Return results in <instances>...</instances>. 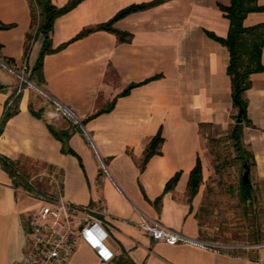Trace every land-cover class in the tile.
<instances>
[{
	"label": "crops",
	"instance_id": "crops-1",
	"mask_svg": "<svg viewBox=\"0 0 264 264\" xmlns=\"http://www.w3.org/2000/svg\"><path fill=\"white\" fill-rule=\"evenodd\" d=\"M68 0H53L63 5ZM150 0H81L59 15L51 32L55 51L46 53L39 84L29 75L43 43L40 34L25 55L30 29L29 0H0V118L12 97L18 111L0 133V155L31 175L51 172L73 202L104 210L114 256L104 259L81 240L68 264H264V238L245 251L189 242L168 243L143 230L147 214L202 239L197 215L205 193L209 157L203 146L204 125L228 133L236 123L230 52L217 36H226L230 19L221 5L231 0H163L119 18L114 26L129 34L121 40L111 30L85 27L107 21L120 9ZM264 5V0H257ZM264 22V9L248 12L244 24ZM3 56L13 57L10 63ZM261 60L264 64V45ZM24 66V69H23ZM24 76V77H23ZM26 81L27 84H24ZM132 82L127 94L118 95ZM45 96L34 98L32 87ZM112 108L88 118L101 108ZM243 120V146L250 152L253 203L264 204V68L251 74ZM67 105L77 120L56 105ZM85 120V121H84ZM84 121V122H83ZM68 130L65 146L51 129ZM161 131V152L143 163L151 139ZM200 158L202 181L196 193L188 186ZM179 173L173 186L168 180ZM17 174V173H16ZM0 159V264H19L26 253V222L39 200L24 180ZM41 185L51 186L46 175ZM263 202V203H262ZM259 206V205H258ZM260 207V206H259Z\"/></svg>",
	"mask_w": 264,
	"mask_h": 264
},
{
	"label": "trees",
	"instance_id": "trees-1",
	"mask_svg": "<svg viewBox=\"0 0 264 264\" xmlns=\"http://www.w3.org/2000/svg\"><path fill=\"white\" fill-rule=\"evenodd\" d=\"M81 0H68L63 5H57L53 0H29L31 8V22L30 29L26 32L25 37V55H28L33 40L36 39L40 34L43 35V43L41 50L39 52L37 61L32 68L29 75L30 79H35L37 83H41L43 80L42 65L46 53L55 51L56 49L64 46L63 43L58 47H53L51 32L53 30L55 19L72 9ZM163 0H150L146 2L133 3L130 4L119 11H117L110 19L104 22H100L95 26L85 27L80 32H78L74 38L81 37L96 29H107L116 32L121 40L128 38L129 34L125 31L119 30L114 26V23L126 14L136 11L139 9L147 8ZM226 16L230 19L228 34L224 37L217 36L216 38L226 45L230 52V59L227 66V71L231 76L232 89H233V99L235 105L238 107L240 104L244 107L243 118L246 120V110H247V99L244 97V92L251 85V74L255 71H260L264 68V64L261 60L262 47L264 45V22H260L254 25H245L244 19L248 12L253 10L264 9V5L258 4L257 0H231L229 5H221ZM39 11H38V10ZM14 23H4L0 21V28H8L13 26ZM34 28V31H33ZM1 46V44H0ZM7 62L14 61L13 57L3 56ZM27 84L26 81H23ZM140 82H132L125 89H123L118 95L127 94L130 89L138 85ZM19 96L16 94L12 97L10 104H7L5 110L0 118V133L3 127L13 114L18 111L19 108ZM116 101V97L112 100L111 104L105 108H101L89 115L88 118L93 117L103 111H108L112 108ZM85 121V120H84ZM83 121V122H84ZM242 128L243 122H236L231 130L230 136L233 139V146L238 152V158L242 161V166L245 161L250 162V152L243 146L242 141ZM53 132L62 139L63 150H67L74 153L71 147H66L67 135H69L68 130H63L61 132L57 131L53 126H51ZM163 136L159 130L157 134L151 139L148 144L145 156L143 159V165L147 159L154 153L161 152V143L163 141ZM1 162L5 168H7L12 175L16 174V169L18 166L14 160L0 155ZM17 175V174H16ZM179 173L177 172L173 175L167 182L166 188L173 186L178 178ZM202 181V164L200 158L197 159L195 166L190 172V178L188 182L189 190L191 194L197 192L199 185ZM253 185L251 180L249 182H244L243 178L241 180V190L240 196L241 200L245 203L252 197Z\"/></svg>",
	"mask_w": 264,
	"mask_h": 264
},
{
	"label": "built area",
	"instance_id": "built-area-1",
	"mask_svg": "<svg viewBox=\"0 0 264 264\" xmlns=\"http://www.w3.org/2000/svg\"><path fill=\"white\" fill-rule=\"evenodd\" d=\"M62 111L73 120L72 116L77 117L69 106L61 104L56 105L53 116L59 117ZM16 173L39 200L26 222L27 251L19 264H68L81 240L88 242L104 259L114 256L113 250L105 242L108 230L102 217L104 210L68 199L62 191L60 179L51 172L28 175L17 168ZM40 175L50 179V187L39 183ZM138 225L152 237L168 243L189 242L214 248L222 246L192 237L147 214L141 215Z\"/></svg>",
	"mask_w": 264,
	"mask_h": 264
},
{
	"label": "rangeland",
	"instance_id": "rangeland-1",
	"mask_svg": "<svg viewBox=\"0 0 264 264\" xmlns=\"http://www.w3.org/2000/svg\"><path fill=\"white\" fill-rule=\"evenodd\" d=\"M32 88L36 94L33 95L34 98L45 96L38 87ZM72 117L77 120V117ZM230 133L231 131L225 133L212 125H204L202 128L209 170L197 215L202 239L222 244L223 248L224 245H232L230 250L245 251L257 242V238H264V204L260 205L258 201L254 204L252 197L245 203L241 200L244 167ZM250 179L252 182V178ZM253 192L254 188L252 194Z\"/></svg>",
	"mask_w": 264,
	"mask_h": 264
},
{
	"label": "water",
	"instance_id": "water-1",
	"mask_svg": "<svg viewBox=\"0 0 264 264\" xmlns=\"http://www.w3.org/2000/svg\"><path fill=\"white\" fill-rule=\"evenodd\" d=\"M243 112H244V107H243L242 104H240L238 106V110H237L236 117H235V121L236 122H243V120H244ZM243 167H244V170H243V173H242L243 181L244 182H249L251 180L250 179V164H249V162L245 161L243 163Z\"/></svg>",
	"mask_w": 264,
	"mask_h": 264
}]
</instances>
